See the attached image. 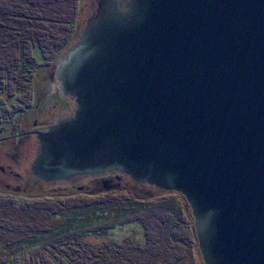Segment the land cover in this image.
<instances>
[{"label":"water","instance_id":"water-1","mask_svg":"<svg viewBox=\"0 0 264 264\" xmlns=\"http://www.w3.org/2000/svg\"><path fill=\"white\" fill-rule=\"evenodd\" d=\"M53 75L31 176L179 192L205 264H264V0H94Z\"/></svg>","mask_w":264,"mask_h":264},{"label":"trees","instance_id":"trees-1","mask_svg":"<svg viewBox=\"0 0 264 264\" xmlns=\"http://www.w3.org/2000/svg\"><path fill=\"white\" fill-rule=\"evenodd\" d=\"M82 9L80 0H0V110L13 98L25 101L21 113L37 101L32 84L74 42ZM117 173L95 175L124 179L114 186L102 180L98 191L0 187V264H198L184 197L153 193L147 186L162 190ZM125 223L142 237L115 238L111 229Z\"/></svg>","mask_w":264,"mask_h":264},{"label":"rangeland","instance_id":"rangeland-1","mask_svg":"<svg viewBox=\"0 0 264 264\" xmlns=\"http://www.w3.org/2000/svg\"><path fill=\"white\" fill-rule=\"evenodd\" d=\"M91 1L93 0H80L83 9L78 17V33L75 40L80 34L85 19L89 14ZM54 69L55 66L54 68L46 67L43 69L40 77L36 80L37 84H32L33 90L38 95L37 101L31 102L29 107H25L23 113L21 112L22 107L25 106L24 100L18 102V100L13 98V101L10 100L6 103L9 107L2 104V109L0 110V137L4 136L5 138L0 139V187L7 190L10 189L11 192L45 193L48 190L61 191V189L64 192H73L72 189L80 185L82 189L85 187L87 190L98 191L102 186V180L104 182L108 180L107 182L111 183L112 186L119 181L120 183L124 182V179L120 178V176L117 178L116 174H105L104 177L100 178L95 177V175L75 176L68 181L61 180V182L46 183L40 182L31 176L29 168L38 148L37 139L32 130L43 127L57 116L70 115L75 107L74 100L69 96L62 95L58 82L52 77ZM11 113L17 116L22 114V116L17 118H15L16 116L10 117ZM8 117L13 121H9ZM117 174L120 175V173ZM147 189L153 193L156 192V194L167 191L162 189H160L162 191H157L149 186H147ZM129 223L115 225L111 229L113 236L119 239L125 234H134L135 237L141 238L140 229L137 228V225L135 223L129 225ZM191 249L196 254L197 263L205 264L199 251L198 242L196 247H191Z\"/></svg>","mask_w":264,"mask_h":264},{"label":"flooded vegetation","instance_id":"flooded-vegetation-1","mask_svg":"<svg viewBox=\"0 0 264 264\" xmlns=\"http://www.w3.org/2000/svg\"><path fill=\"white\" fill-rule=\"evenodd\" d=\"M94 6V0L90 3V9Z\"/></svg>","mask_w":264,"mask_h":264}]
</instances>
